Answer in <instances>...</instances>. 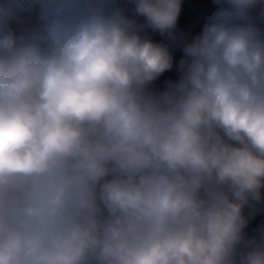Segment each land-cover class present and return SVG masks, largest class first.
<instances>
[{
  "label": "clouds",
  "instance_id": "obj_1",
  "mask_svg": "<svg viewBox=\"0 0 264 264\" xmlns=\"http://www.w3.org/2000/svg\"><path fill=\"white\" fill-rule=\"evenodd\" d=\"M182 2L0 0V264H264V0Z\"/></svg>",
  "mask_w": 264,
  "mask_h": 264
},
{
  "label": "trees",
  "instance_id": "obj_2",
  "mask_svg": "<svg viewBox=\"0 0 264 264\" xmlns=\"http://www.w3.org/2000/svg\"><path fill=\"white\" fill-rule=\"evenodd\" d=\"M196 7L202 9L207 15H210L215 10V5L212 0H192ZM147 34L156 42H162L170 46V50L174 56L173 68L164 74L154 82L153 87L157 90H162L165 87L166 81H176L179 78L180 70L178 68V62L182 58V54L176 44H172L166 37L161 36L158 32H152L147 30ZM264 226V206H261V211L256 215L255 219L251 220L246 231L249 235L257 234V230Z\"/></svg>",
  "mask_w": 264,
  "mask_h": 264
},
{
  "label": "crops",
  "instance_id": "obj_3",
  "mask_svg": "<svg viewBox=\"0 0 264 264\" xmlns=\"http://www.w3.org/2000/svg\"><path fill=\"white\" fill-rule=\"evenodd\" d=\"M206 16L207 14L199 7H196L192 0H183L181 14L177 24L178 36H182L187 41H190L192 37L199 34L202 30ZM176 45L183 55V43L178 40Z\"/></svg>",
  "mask_w": 264,
  "mask_h": 264
}]
</instances>
